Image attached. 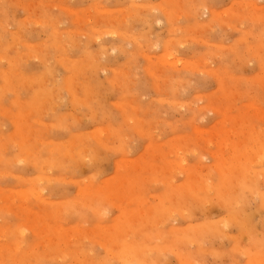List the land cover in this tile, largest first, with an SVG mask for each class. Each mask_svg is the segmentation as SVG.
Wrapping results in <instances>:
<instances>
[{
    "label": "rangeland",
    "instance_id": "obj_1",
    "mask_svg": "<svg viewBox=\"0 0 264 264\" xmlns=\"http://www.w3.org/2000/svg\"><path fill=\"white\" fill-rule=\"evenodd\" d=\"M0 264H264V0H0Z\"/></svg>",
    "mask_w": 264,
    "mask_h": 264
},
{
    "label": "bare ground",
    "instance_id": "obj_2",
    "mask_svg": "<svg viewBox=\"0 0 264 264\" xmlns=\"http://www.w3.org/2000/svg\"><path fill=\"white\" fill-rule=\"evenodd\" d=\"M169 57H170V55H169ZM166 58V57H165ZM170 64V63H169ZM183 167V166H182ZM80 192V191H79Z\"/></svg>",
    "mask_w": 264,
    "mask_h": 264
}]
</instances>
